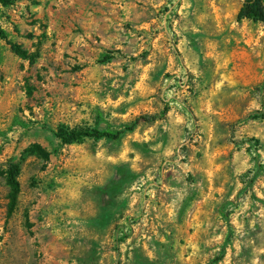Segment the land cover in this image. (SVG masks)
I'll use <instances>...</instances> for the list:
<instances>
[{"label": "rangeland", "instance_id": "rangeland-1", "mask_svg": "<svg viewBox=\"0 0 264 264\" xmlns=\"http://www.w3.org/2000/svg\"><path fill=\"white\" fill-rule=\"evenodd\" d=\"M246 1L0 0V264H264ZM63 126L129 131L64 144Z\"/></svg>", "mask_w": 264, "mask_h": 264}, {"label": "trees", "instance_id": "trees-1", "mask_svg": "<svg viewBox=\"0 0 264 264\" xmlns=\"http://www.w3.org/2000/svg\"><path fill=\"white\" fill-rule=\"evenodd\" d=\"M244 19H252L255 21L264 22V0H247L244 4L243 8L240 10L238 14V20L242 21ZM4 31L0 29V40L4 39ZM14 49L17 51L19 55L23 58H27L28 54L26 51L14 46ZM129 131V128L126 127L123 130H111V129H73L68 126L61 127L56 136L64 143V144H72L78 141L83 140L84 138H93L95 140H120L125 134ZM19 166L16 164H12L7 171V184L10 187V203H9V215L13 213L16 207L18 195L20 192V184L18 181L19 174ZM220 258L217 260L219 261Z\"/></svg>", "mask_w": 264, "mask_h": 264}]
</instances>
